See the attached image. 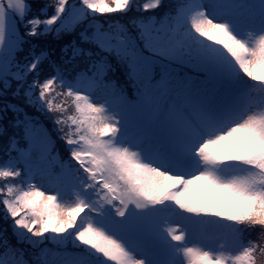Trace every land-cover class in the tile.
I'll return each instance as SVG.
<instances>
[{"label":"snow or ice","instance_id":"snow-or-ice-1","mask_svg":"<svg viewBox=\"0 0 264 264\" xmlns=\"http://www.w3.org/2000/svg\"><path fill=\"white\" fill-rule=\"evenodd\" d=\"M0 264H264V0H0Z\"/></svg>","mask_w":264,"mask_h":264},{"label":"rangeland","instance_id":"rangeland-1","mask_svg":"<svg viewBox=\"0 0 264 264\" xmlns=\"http://www.w3.org/2000/svg\"><path fill=\"white\" fill-rule=\"evenodd\" d=\"M49 2H51V0H49ZM1 225H3V222H2V221H0V226H1Z\"/></svg>","mask_w":264,"mask_h":264},{"label":"trees","instance_id":"trees-1","mask_svg":"<svg viewBox=\"0 0 264 264\" xmlns=\"http://www.w3.org/2000/svg\"><path fill=\"white\" fill-rule=\"evenodd\" d=\"M3 225H1L0 227H2Z\"/></svg>","mask_w":264,"mask_h":264}]
</instances>
